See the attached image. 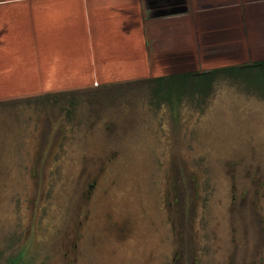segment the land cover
Returning <instances> with one entry per match:
<instances>
[{
  "label": "rangeland",
  "instance_id": "rangeland-1",
  "mask_svg": "<svg viewBox=\"0 0 264 264\" xmlns=\"http://www.w3.org/2000/svg\"><path fill=\"white\" fill-rule=\"evenodd\" d=\"M138 1L150 33L147 0ZM145 46L143 64L99 69L97 83L0 99L133 83L116 103H101L99 116L86 106L66 138L41 106L0 108V264H264V99L220 80L202 109L188 98L177 113L159 108L135 85L211 69L215 59L194 42L185 58L152 36ZM253 54L264 52L246 51L239 63Z\"/></svg>",
  "mask_w": 264,
  "mask_h": 264
},
{
  "label": "crops",
  "instance_id": "crops-1",
  "mask_svg": "<svg viewBox=\"0 0 264 264\" xmlns=\"http://www.w3.org/2000/svg\"><path fill=\"white\" fill-rule=\"evenodd\" d=\"M210 1L147 0L154 25L149 33L138 0H0V99L21 97L38 85L97 83L99 69L143 64L149 36L157 48L168 46V53L183 58L192 42L199 44L216 60L206 67L264 59L253 54L239 63L246 51L264 52V0ZM189 10L191 19L168 18ZM165 23L172 28L160 30ZM229 58L233 63L225 64Z\"/></svg>",
  "mask_w": 264,
  "mask_h": 264
},
{
  "label": "trees",
  "instance_id": "trees-1",
  "mask_svg": "<svg viewBox=\"0 0 264 264\" xmlns=\"http://www.w3.org/2000/svg\"><path fill=\"white\" fill-rule=\"evenodd\" d=\"M220 80H231V82L242 87L247 92L264 99V59L241 65L171 73L146 79L134 85L136 87L144 85L149 89L152 97L150 100L151 104L159 108L162 104H166L173 113H177L175 110L179 109V103L185 98H188L189 102H194L187 104L197 109L204 108L207 100L216 91L215 89ZM131 84L133 83L118 84L114 87L104 86L100 89L88 91L44 94L34 99L1 101L0 108H5L10 104L18 107L26 105L41 106L43 107L42 111L48 116V118H44H46V121L48 120L49 127L56 126L60 131V136L66 138L64 135L68 132L69 124L73 123V126L77 127L82 124L83 120H81V117L84 118L86 106L96 116H99L101 113V103L104 109V101L109 103L117 102V99H120V97H123V95L133 89L131 88ZM56 111L58 112V118L55 119L53 115ZM78 119L79 122L77 121ZM56 122H59V125ZM50 144L49 150L55 146V142H51Z\"/></svg>",
  "mask_w": 264,
  "mask_h": 264
},
{
  "label": "flooded vegetation",
  "instance_id": "flooded-vegetation-1",
  "mask_svg": "<svg viewBox=\"0 0 264 264\" xmlns=\"http://www.w3.org/2000/svg\"><path fill=\"white\" fill-rule=\"evenodd\" d=\"M95 183H96V181H95ZM93 186V185H92Z\"/></svg>",
  "mask_w": 264,
  "mask_h": 264
}]
</instances>
